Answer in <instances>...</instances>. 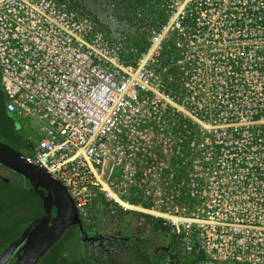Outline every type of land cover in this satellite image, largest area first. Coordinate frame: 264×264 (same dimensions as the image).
<instances>
[{
  "label": "built area",
  "instance_id": "1",
  "mask_svg": "<svg viewBox=\"0 0 264 264\" xmlns=\"http://www.w3.org/2000/svg\"><path fill=\"white\" fill-rule=\"evenodd\" d=\"M108 5L119 40L72 0H0L3 112L30 160L80 220L101 201L157 222L160 264H264V0Z\"/></svg>",
  "mask_w": 264,
  "mask_h": 264
},
{
  "label": "water",
  "instance_id": "2",
  "mask_svg": "<svg viewBox=\"0 0 264 264\" xmlns=\"http://www.w3.org/2000/svg\"><path fill=\"white\" fill-rule=\"evenodd\" d=\"M83 13L95 17L99 26L108 31L109 36L119 40L116 35L117 23L112 16L108 0H72ZM0 173L13 174L28 182L42 206V215L33 220L21 234L0 254V264H37L38 261L72 226L78 227L82 242L91 243L87 238L82 223L71 197L65 187L48 172L34 165L29 157L14 150L0 141ZM1 180L6 181L0 176ZM52 210L55 215L52 216ZM108 225H118L117 219ZM131 233V230H128ZM138 231V230H137ZM139 234H141L138 231ZM140 236V235H139ZM106 241V239H103ZM109 241V239H107Z\"/></svg>",
  "mask_w": 264,
  "mask_h": 264
},
{
  "label": "rangeland",
  "instance_id": "3",
  "mask_svg": "<svg viewBox=\"0 0 264 264\" xmlns=\"http://www.w3.org/2000/svg\"><path fill=\"white\" fill-rule=\"evenodd\" d=\"M1 98L2 90L0 88V125L5 122ZM29 126L37 128L38 124L33 120H29ZM4 135L7 134L4 132ZM24 153L30 157L28 152L25 151ZM0 176L6 181H11L9 184L0 182L1 254L21 234V230L24 227L39 217L40 208L37 198L29 192V185L24 180H16L13 174L0 173ZM125 222H127V226L124 223L120 225L124 233L134 234L137 237H141L142 240L140 245L129 250L131 257L138 255L152 257L151 254L156 249L166 248L170 245V237L164 233L160 226L157 227V233H151L146 236L138 233L136 223L132 216L127 215ZM109 228L110 230H120L118 225H114V227L109 225ZM128 230H131V233ZM79 238L77 229L74 226L70 227L37 264H82L84 249ZM149 260L152 264L156 262L155 258H149ZM138 263L145 264V260H141Z\"/></svg>",
  "mask_w": 264,
  "mask_h": 264
},
{
  "label": "flooded vegetation",
  "instance_id": "4",
  "mask_svg": "<svg viewBox=\"0 0 264 264\" xmlns=\"http://www.w3.org/2000/svg\"><path fill=\"white\" fill-rule=\"evenodd\" d=\"M4 125H5L4 128L2 127V124L0 125V141L6 145H9L11 148H13L16 151H18V148L20 145L22 147H24V135H22L18 131V124L11 117H9L6 114H5ZM6 129H7V131H9L11 129V131L14 133V135H10V136L4 135V132ZM15 177H16V180H22L21 178H19L17 176H15ZM25 183H27L29 185V192L31 194H33L38 200L39 208H40V215H39V217H40L42 215V212H43L41 203H40L38 197L33 193L30 184L26 181H25ZM98 211H101V209H99ZM98 213H102V212H97V211L94 212L91 210L90 215H89L87 220H83V219L80 220L82 223V226H83V230H84L85 234L87 235V238L94 239L91 243H88L86 241L82 242V237L79 238L80 243L82 244V247L84 249L83 250V256H85V258H87V255L90 258H94L95 261L97 262L95 264H98L99 260H102V261L104 260V262L108 261L109 264H139L138 263L139 261L145 260V264H152V263H150L149 258H155V260H156L155 264H160L162 262V260L165 256V253L169 250L168 246L166 248L156 249L151 254L152 257L151 256L142 257L141 255L131 257L129 250L132 249L133 247H137L138 245L141 244V242H142L141 237H137L134 234H129V233L127 234V233H124L121 230L117 229V230H110L109 232H107L105 234V236L109 238L108 243L106 241L98 239L97 237L100 234L97 233L98 232L97 228L102 229L101 225H99L101 223L99 220L100 217H101L103 222H105L107 220L106 222L108 223V222H111V220H112L110 218L106 219L105 212H104V214L102 213V215L99 214V218H98V217H96V215H98ZM51 214H52V216H54L55 211L52 210ZM26 227H24V229ZM74 228H76L78 231L77 226H74ZM151 233H157V232L152 231ZM82 264H84L83 258H82Z\"/></svg>",
  "mask_w": 264,
  "mask_h": 264
},
{
  "label": "crops",
  "instance_id": "5",
  "mask_svg": "<svg viewBox=\"0 0 264 264\" xmlns=\"http://www.w3.org/2000/svg\"><path fill=\"white\" fill-rule=\"evenodd\" d=\"M101 208H106V205L104 204V202H101V201H97V202H95V204L91 207V210L92 211H97V212H102V209ZM99 209H101V211H98ZM104 212H105V209H104ZM119 212V211H118ZM99 214H101L102 215V213H98V215H96V217H98L99 218ZM104 214V213H103ZM138 214V215H137ZM120 215V216H119ZM126 216H127V214L126 213H122V214H118V218H116L115 220H119L120 222H121V224H126V226H127V222H125V219H126ZM128 216H132V218H133V220L135 221L136 219H137V217H139L140 215H139V213H132V212H129V215ZM100 224L99 225H101L102 226V229H100V228H97V230H98V234H100L97 238L98 239H101V240H103V239H106V242L108 243V241H107V239H109L108 237H106L105 236V234L107 233V232H109L110 231V228H109V225L108 224H106L105 222H103L102 221V219H101V217H100ZM113 221H114V218L112 219ZM100 227V226H99ZM156 227V228H155ZM157 227H159L158 226V223L157 222H155V223H153V225H152V227H150V233L153 231L154 232V230L153 229H157ZM136 230H138L139 232L141 231V229H139V228H136ZM124 232V231H123ZM142 232V231H141ZM140 232V233H141ZM149 233V234H150ZM148 234V235H149ZM141 235H143L142 233H141ZM147 236V235H146ZM83 258H84V264H95V263H97L96 261H95V259L94 258H90L88 255H87V258H85V256H83ZM98 264H109L108 263V261H105L104 262V260L102 261V260H99L98 261Z\"/></svg>",
  "mask_w": 264,
  "mask_h": 264
},
{
  "label": "trees",
  "instance_id": "6",
  "mask_svg": "<svg viewBox=\"0 0 264 264\" xmlns=\"http://www.w3.org/2000/svg\"><path fill=\"white\" fill-rule=\"evenodd\" d=\"M135 42V41H134ZM1 106H2V111H3V94H2V98H1ZM4 113V112H3ZM2 113V114H3ZM4 124H2V127L4 128ZM5 132H6V134L7 135H14V133L11 131V130H9V131H7V129L5 130ZM18 152H20L21 154H23V155H25V146L24 147H22L21 145L19 146V148H18ZM25 156H27V155H25ZM28 157V156H27ZM1 180V179H0ZM0 182H3V183H6V184H9V183H11V181H4V180H1ZM102 209V213H104V209L105 208H101ZM133 213V212H132ZM118 214H122V212L121 211H117V214H116V216L114 217V220L116 219V218H118ZM127 215H129V212H127L126 213ZM138 215V214H137ZM120 216V215H119ZM156 228V227H155ZM24 229V228H23ZM22 229V230H23ZM22 230H21V232H22ZM154 230V232H157V230L156 229H153ZM19 236V235H18Z\"/></svg>",
  "mask_w": 264,
  "mask_h": 264
}]
</instances>
